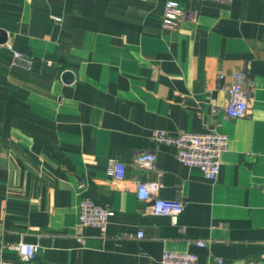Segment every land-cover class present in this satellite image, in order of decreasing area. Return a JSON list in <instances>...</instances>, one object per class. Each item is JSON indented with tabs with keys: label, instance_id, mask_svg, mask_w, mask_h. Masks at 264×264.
I'll return each mask as SVG.
<instances>
[{
	"label": "crops",
	"instance_id": "0c3cea01",
	"mask_svg": "<svg viewBox=\"0 0 264 264\" xmlns=\"http://www.w3.org/2000/svg\"><path fill=\"white\" fill-rule=\"evenodd\" d=\"M166 1L0 0V264H160L165 250L264 264V0H178L174 30L162 26ZM237 70L249 110L234 118ZM154 129L226 133L218 177ZM144 151L156 168L136 163ZM138 180L183 210L153 214ZM83 195L112 210L104 231L80 224ZM20 241L39 245L32 262Z\"/></svg>",
	"mask_w": 264,
	"mask_h": 264
},
{
	"label": "built area",
	"instance_id": "2783aa9c",
	"mask_svg": "<svg viewBox=\"0 0 264 264\" xmlns=\"http://www.w3.org/2000/svg\"><path fill=\"white\" fill-rule=\"evenodd\" d=\"M185 10L178 0H167L162 17V26L166 30H174L184 17ZM59 20V17H56ZM14 64L31 67L32 61L23 52L14 51ZM234 82L226 88L228 102L225 110L228 116L239 118L249 110L248 93L245 87L247 72L237 70L233 73ZM151 138L156 143H165L176 147L178 159L188 166H196L210 179L218 177L223 153L229 146V136L216 130L205 132H181L173 134L163 129H154ZM156 154L153 151H144L137 154L136 163L141 166L156 168ZM108 173L121 179L126 174V164L110 158ZM264 188V186H263ZM136 194L140 201L148 202L153 214L177 215L183 210L180 201H171L160 198L156 194V185L146 181L136 182ZM112 210L98 203L89 195H83L79 203V222L83 226H94L105 230ZM138 237L143 232H138ZM196 244L204 246L203 240H196ZM26 262H32L39 251V245L33 242L20 241L14 245ZM216 264H221L220 258H215ZM144 264H153L151 262ZM160 264H198V255L191 251L165 250Z\"/></svg>",
	"mask_w": 264,
	"mask_h": 264
},
{
	"label": "water",
	"instance_id": "95a60500",
	"mask_svg": "<svg viewBox=\"0 0 264 264\" xmlns=\"http://www.w3.org/2000/svg\"><path fill=\"white\" fill-rule=\"evenodd\" d=\"M5 30L0 29V33L4 32Z\"/></svg>",
	"mask_w": 264,
	"mask_h": 264
}]
</instances>
